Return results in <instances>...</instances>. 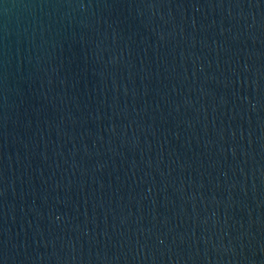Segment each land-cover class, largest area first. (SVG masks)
<instances>
[{
    "label": "water",
    "instance_id": "obj_1",
    "mask_svg": "<svg viewBox=\"0 0 264 264\" xmlns=\"http://www.w3.org/2000/svg\"><path fill=\"white\" fill-rule=\"evenodd\" d=\"M0 264H264V0H0Z\"/></svg>",
    "mask_w": 264,
    "mask_h": 264
}]
</instances>
